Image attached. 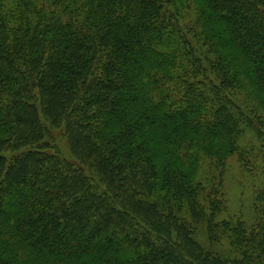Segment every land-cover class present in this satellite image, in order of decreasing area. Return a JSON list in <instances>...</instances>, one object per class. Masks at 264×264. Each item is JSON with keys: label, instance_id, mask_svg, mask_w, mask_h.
Returning a JSON list of instances; mask_svg holds the SVG:
<instances>
[{"label": "trees", "instance_id": "trees-1", "mask_svg": "<svg viewBox=\"0 0 264 264\" xmlns=\"http://www.w3.org/2000/svg\"><path fill=\"white\" fill-rule=\"evenodd\" d=\"M263 112L264 0H0V264H264Z\"/></svg>", "mask_w": 264, "mask_h": 264}, {"label": "rangeland", "instance_id": "rangeland-1", "mask_svg": "<svg viewBox=\"0 0 264 264\" xmlns=\"http://www.w3.org/2000/svg\"><path fill=\"white\" fill-rule=\"evenodd\" d=\"M212 25L217 30H220L222 23L214 20ZM224 36L225 38L229 37L228 34H225ZM224 49L225 51L231 50V44L227 45ZM45 143L49 147L57 148L69 161L76 163V160L70 151L68 139L63 129H50V136L45 140ZM262 182V175L259 174L256 176L243 172L237 162L236 155L230 157L227 162L224 177V187L228 199L229 214L242 217L245 220H250L253 216L252 203L254 195L262 185ZM86 262L89 264H100L99 262L91 263L89 259Z\"/></svg>", "mask_w": 264, "mask_h": 264}]
</instances>
